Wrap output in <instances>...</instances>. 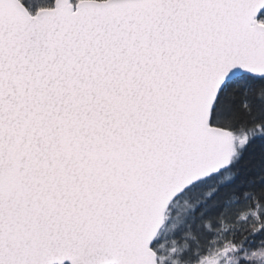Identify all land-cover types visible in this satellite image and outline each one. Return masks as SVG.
<instances>
[{
  "label": "snow or ice",
  "instance_id": "snow-or-ice-1",
  "mask_svg": "<svg viewBox=\"0 0 264 264\" xmlns=\"http://www.w3.org/2000/svg\"><path fill=\"white\" fill-rule=\"evenodd\" d=\"M0 264H264V0H0Z\"/></svg>",
  "mask_w": 264,
  "mask_h": 264
}]
</instances>
